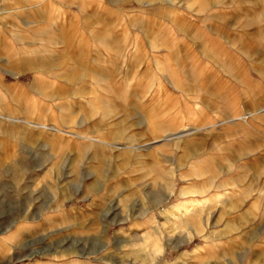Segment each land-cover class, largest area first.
Masks as SVG:
<instances>
[{
  "label": "rangeland",
  "instance_id": "1",
  "mask_svg": "<svg viewBox=\"0 0 264 264\" xmlns=\"http://www.w3.org/2000/svg\"><path fill=\"white\" fill-rule=\"evenodd\" d=\"M78 2L85 4L84 0ZM78 2H69L65 6L56 0H44L43 3L33 0L31 7L19 3L11 6L20 25L27 27L30 20L40 22L63 42V47L39 65L40 70L57 77L50 86L39 89L30 87L32 71L37 69L18 76L17 71L12 75L9 66L16 63L10 62L6 56L0 58V87L15 94L17 99L9 110L12 120L6 119L9 111L4 113L5 118H0V222L10 218L13 208L15 215L23 216L28 212L29 219L37 212L42 217L53 212L59 214L42 221L41 227L54 229L47 238L34 239L39 228H33L20 233L14 247L0 243V264H122L119 248L122 238L113 236L111 251L102 255L103 238L105 233H113L109 222L124 218L121 214L123 208H128L133 215L140 211L135 201H125L121 206V199L111 195L118 185L127 188L140 178L135 174L117 173L127 154L135 152L137 146L120 144L109 153L92 142L81 143L78 138H72L74 133L72 136L65 134L73 122L78 131H87L89 135L99 126L98 119L81 125L94 109L89 103L94 90L99 92L111 87L113 94L108 97L107 104L101 105L105 116L110 117L116 109L123 111L133 126V134L143 136L148 142H152L148 122L173 109L181 115L189 109L197 113L189 131L208 123L221 104L227 115L237 110L230 85H237L239 74L231 60L221 65L223 71L219 68L213 71L201 62L199 57L206 51L205 41L215 37L208 33L202 39L192 28L196 21L171 16L159 7L140 5L136 0L129 3L87 0L91 9L78 5ZM2 46L7 47V44ZM165 56L174 71L161 76L153 94H149L151 71L155 70L157 59L162 65L165 63ZM251 67L255 68V65ZM248 76L258 81L264 79V72L252 71ZM196 96L204 109L203 116L199 115ZM251 96L264 107V89L252 86ZM33 97L35 100L30 104ZM41 97L49 99L42 102ZM250 108L246 97L240 110ZM256 119L258 117L254 115L236 126L218 127L211 137L197 133L185 140L181 147L194 157L203 153L215 159L217 154L223 153L227 160L243 161L248 165L247 171L259 172L264 168V123L246 126ZM160 143H151L149 150L136 153L132 165L137 168L153 166L156 156L151 149ZM61 151L66 157L62 168L54 155ZM109 155L115 161L110 166L106 164ZM77 159L84 161L83 166L71 175ZM219 166L226 167L223 163ZM50 170L60 177L59 189L48 182L47 195L40 198L38 192L32 197L31 190L37 182L45 180ZM54 191L57 195L53 199ZM101 192L105 194L101 196ZM251 204V200L244 203L240 211L250 209ZM221 211L218 209L212 216V225L220 218ZM157 219L164 222L162 217ZM229 219L225 218L226 224ZM235 222L239 224L240 217L237 216ZM57 225L64 227L57 228ZM242 239L250 245L244 250L246 264H264V215L248 223ZM24 240H28L30 246L22 247ZM89 241H94L96 246ZM200 243L195 240L192 245L179 248L173 254L175 264H198L197 260H186L181 253L191 252ZM64 256L69 259H62ZM53 257L57 259L53 260Z\"/></svg>",
  "mask_w": 264,
  "mask_h": 264
},
{
  "label": "clouds",
  "instance_id": "2",
  "mask_svg": "<svg viewBox=\"0 0 264 264\" xmlns=\"http://www.w3.org/2000/svg\"><path fill=\"white\" fill-rule=\"evenodd\" d=\"M39 2L43 3L44 0ZM69 2L77 3V0H56V3L65 6ZM129 2L130 0H122V3ZM136 2L151 8L159 7L171 16H184L196 21L192 28L202 39H205L208 33L214 35L215 39L205 41L206 51L199 59L213 71L218 68L223 71L221 65L226 60L232 61L233 68L239 74L237 80L239 86L230 85L237 110L227 115L221 104L212 113L208 123L189 131L196 121L197 113L189 109L181 115L179 111L173 109L172 112L148 122V133L152 137V142H148L143 136L133 134V126L128 123L123 111L116 109L111 112L110 117L105 116L101 105L108 103V97L113 94L111 87L99 92L94 90L89 100L94 109L90 116L81 121V125L98 119L99 126L93 130L92 135H89L87 131H78L76 123L73 122L69 126V132L65 134L72 136L74 133L72 138H78L81 143L92 142L109 153L116 150L120 144L137 146L135 152L127 154L124 164L117 168V173L129 176L135 174L140 177L127 188L118 185L111 193L114 198L121 199V206L125 201H135L139 204L140 211L133 215L125 207L121 213L124 217L122 220L117 221L114 218L109 222L113 233L104 234L102 255H107L111 251L113 236L118 235L122 238L119 245L122 264H175L173 254L179 248L192 245L193 241L199 240L200 244L191 252L186 250L181 253V256L186 260H197L198 264H212L213 261L215 264H246L244 250L250 245L245 244L242 236L244 228L250 221L264 215V168L255 173L247 171L248 165L243 161L227 160L223 153L217 154L215 159L203 153L194 157L185 152L181 145L197 133L202 132L211 137L218 127L236 126L241 121L247 122L249 117L254 115L258 119L246 126L264 123V107L259 106L256 98L251 96L252 86L264 89V79L253 81L248 76L252 71L264 72V56H261V53H264V0H136ZM32 3L33 0H19V4L28 7H31ZM0 4H18V0H0ZM8 18L14 19L12 12L7 16H0V36L5 34L4 21ZM16 25L15 28L9 25L11 32L5 36L7 47L0 46V58L6 56L10 62L28 71L37 69L32 71L33 80L30 87L39 89L50 86L57 77L53 73L40 70L39 65L54 56L63 47V42L55 37L50 28L42 26L38 21L30 20L25 27L17 20ZM163 59L165 63L162 65L157 59L155 70L151 71L149 94H153L152 90L160 83L161 76L174 71L167 57ZM251 65H255V68ZM20 74L23 73H18L17 76ZM246 97L251 108L240 110ZM47 99L49 98L41 97L42 102ZM34 100L35 97L29 103H33ZM195 100L199 115L203 116L204 109L200 107L199 96H196ZM16 103L15 94L8 93L7 89L0 87V118H5L4 113ZM32 115H36L35 111ZM6 119L12 120L10 111ZM155 142L161 143L151 149L156 156L154 165L148 168L133 166L132 160L136 153L149 150L151 143ZM181 152L184 154L178 155ZM54 155L62 168L66 164L64 152ZM201 156L204 159H198ZM114 162L109 155L106 164L110 166ZM83 163V160L77 159L71 175H75ZM221 163L226 167H220ZM59 180L60 177L50 170L45 180L37 182L36 187L31 190V196L36 197L38 192L41 194L40 198L47 195L48 182L59 189ZM103 183L106 191V178ZM125 193L127 195H124ZM104 194L100 193L101 196ZM56 195L55 191L52 192L53 199ZM249 200L252 201L251 208L242 213L240 209ZM10 208L13 206L10 205ZM218 209L222 210L220 218L212 225L211 218ZM13 212L9 213L10 218L7 221L0 222V243L12 247L16 246L20 233L29 229L39 228L34 239L47 238L54 229L41 227L42 221L51 219V215L59 214L53 212L50 216L42 217L40 212H37L29 219L28 212L23 216L15 215ZM237 216L240 217L239 224L235 222ZM157 217H162L164 222L160 223ZM226 217L230 218L227 224ZM56 227L62 228L64 225ZM131 229L138 231L133 232ZM88 243L96 246L94 241ZM28 246L29 241L24 240L22 247ZM9 250L11 251V247ZM55 259L57 257H53V260ZM62 259L68 260L69 257L64 256Z\"/></svg>",
  "mask_w": 264,
  "mask_h": 264
},
{
  "label": "crops",
  "instance_id": "3",
  "mask_svg": "<svg viewBox=\"0 0 264 264\" xmlns=\"http://www.w3.org/2000/svg\"><path fill=\"white\" fill-rule=\"evenodd\" d=\"M78 1H80V0H78ZM18 3H19V0H18ZM73 4H76V3H73ZM6 5H8V4H0V16H7L9 12H12V13L14 12V9L11 6H13L15 4H9L8 8L6 7ZM78 5H83V7L86 6V8L87 7L90 8L86 2H85V4H84V2H83V4L81 2H78ZM98 7H99L98 9H100L99 5H98ZM80 8H81V6H80ZM39 10H42V8L40 7ZM13 16H14V19L8 18L4 21L5 34H4V36H0V46L7 44V41H6L7 39H5V36H8L9 33L11 32V28H9V25H11L12 28H15V26H16V21L18 20V18L14 15V13H13ZM9 70H11L12 75H15L16 73H18L17 71H19V73H21L23 71L22 72L23 74H27V73L31 72V71L28 72V70H25L22 67H19L17 64L16 65H13V64L10 65ZM0 79L2 80V77H0Z\"/></svg>",
  "mask_w": 264,
  "mask_h": 264
},
{
  "label": "bare ground",
  "instance_id": "4",
  "mask_svg": "<svg viewBox=\"0 0 264 264\" xmlns=\"http://www.w3.org/2000/svg\"><path fill=\"white\" fill-rule=\"evenodd\" d=\"M44 128V126H42ZM41 126H39L38 128H42Z\"/></svg>",
  "mask_w": 264,
  "mask_h": 264
}]
</instances>
